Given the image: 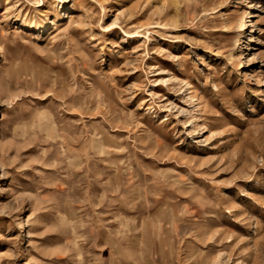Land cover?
<instances>
[{
    "label": "rangeland",
    "instance_id": "374dc122",
    "mask_svg": "<svg viewBox=\"0 0 264 264\" xmlns=\"http://www.w3.org/2000/svg\"><path fill=\"white\" fill-rule=\"evenodd\" d=\"M0 264H264V0H0Z\"/></svg>",
    "mask_w": 264,
    "mask_h": 264
}]
</instances>
